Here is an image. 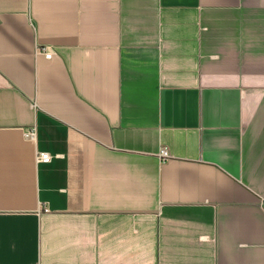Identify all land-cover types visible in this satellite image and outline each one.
Returning a JSON list of instances; mask_svg holds the SVG:
<instances>
[{
    "label": "crops",
    "instance_id": "0c3cea01",
    "mask_svg": "<svg viewBox=\"0 0 264 264\" xmlns=\"http://www.w3.org/2000/svg\"><path fill=\"white\" fill-rule=\"evenodd\" d=\"M0 264H264V0H0Z\"/></svg>",
    "mask_w": 264,
    "mask_h": 264
},
{
    "label": "built area",
    "instance_id": "2783aa9c",
    "mask_svg": "<svg viewBox=\"0 0 264 264\" xmlns=\"http://www.w3.org/2000/svg\"><path fill=\"white\" fill-rule=\"evenodd\" d=\"M39 51H42L47 58H51L53 56L52 50H50L49 47H44L41 49H38ZM29 136L34 137L36 132L35 130H31L29 133ZM170 153L167 148L162 147L159 152V158L161 161H165L168 158H170ZM52 159V155L49 152H38L36 155V160L39 162H49Z\"/></svg>",
    "mask_w": 264,
    "mask_h": 264
}]
</instances>
